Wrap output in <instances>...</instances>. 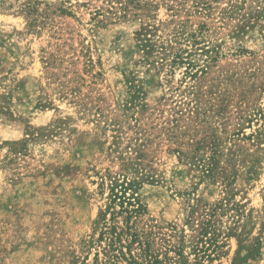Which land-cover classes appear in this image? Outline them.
I'll return each instance as SVG.
<instances>
[{
    "label": "rangeland",
    "instance_id": "1",
    "mask_svg": "<svg viewBox=\"0 0 264 264\" xmlns=\"http://www.w3.org/2000/svg\"><path fill=\"white\" fill-rule=\"evenodd\" d=\"M123 178L177 264H264V0H0V264L91 263Z\"/></svg>",
    "mask_w": 264,
    "mask_h": 264
},
{
    "label": "trees",
    "instance_id": "2",
    "mask_svg": "<svg viewBox=\"0 0 264 264\" xmlns=\"http://www.w3.org/2000/svg\"><path fill=\"white\" fill-rule=\"evenodd\" d=\"M201 8L204 10V7ZM201 34L191 33L188 36L196 39ZM109 184L106 211L95 222L89 239L84 241L87 252H95L92 262L88 263L85 258L80 264H177L168 254L173 253L181 259L182 248L185 247L184 237L181 238L182 245L181 242L175 244L171 241L177 233L174 226L161 227L151 219L143 221L147 208L137 193L142 184L141 180L127 181L123 178V181L118 183L116 179H112ZM120 217L121 221L118 222ZM208 233H199L200 238L197 241L192 237L189 240L187 247L194 255L195 264L213 261V253H208L205 248L207 244H212L214 249L223 247L217 245L214 239H206ZM100 254L102 256L99 260Z\"/></svg>",
    "mask_w": 264,
    "mask_h": 264
}]
</instances>
